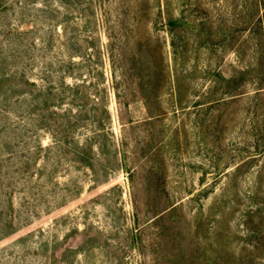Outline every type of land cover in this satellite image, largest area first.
Masks as SVG:
<instances>
[{
  "label": "rangeland",
  "instance_id": "1",
  "mask_svg": "<svg viewBox=\"0 0 264 264\" xmlns=\"http://www.w3.org/2000/svg\"><path fill=\"white\" fill-rule=\"evenodd\" d=\"M261 0H0V264H264Z\"/></svg>",
  "mask_w": 264,
  "mask_h": 264
},
{
  "label": "trees",
  "instance_id": "2",
  "mask_svg": "<svg viewBox=\"0 0 264 264\" xmlns=\"http://www.w3.org/2000/svg\"><path fill=\"white\" fill-rule=\"evenodd\" d=\"M262 8H260L261 14H259L257 19V25L260 27V33H264V0H261Z\"/></svg>",
  "mask_w": 264,
  "mask_h": 264
}]
</instances>
